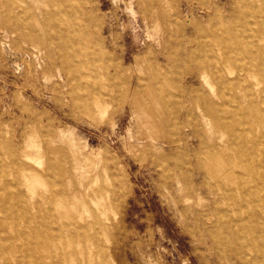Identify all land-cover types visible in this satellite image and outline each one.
I'll list each match as a JSON object with an SVG mask.
<instances>
[{
	"label": "rangeland",
	"instance_id": "1",
	"mask_svg": "<svg viewBox=\"0 0 264 264\" xmlns=\"http://www.w3.org/2000/svg\"><path fill=\"white\" fill-rule=\"evenodd\" d=\"M56 3L0 0V264H264V0Z\"/></svg>",
	"mask_w": 264,
	"mask_h": 264
},
{
	"label": "bare ground",
	"instance_id": "2",
	"mask_svg": "<svg viewBox=\"0 0 264 264\" xmlns=\"http://www.w3.org/2000/svg\"><path fill=\"white\" fill-rule=\"evenodd\" d=\"M53 2H54V4H57L56 3V0H53ZM256 4V3H255ZM257 7V6H256ZM228 45H229V43H228ZM223 60V59H222ZM227 64V63H226ZM225 65V64H224ZM21 158V157H20ZM55 203V202H54ZM56 204V203H55ZM38 210V209H37ZM47 212V211H46ZM12 216V215H11ZM53 217V216H52ZM51 218V217H50ZM76 220V219H75ZM1 228V227H0ZM13 234H14V231H13ZM35 236L37 237V238H39L41 235L38 233V231L37 230H35ZM56 237L57 236H55V235H53V236H49L48 238H47V240H49V241H52V240H55L56 239ZM105 237V236H104ZM25 242V241H24ZM29 247V246H28ZM33 247V246H32ZM38 250V249H37ZM37 264V263H36Z\"/></svg>",
	"mask_w": 264,
	"mask_h": 264
}]
</instances>
